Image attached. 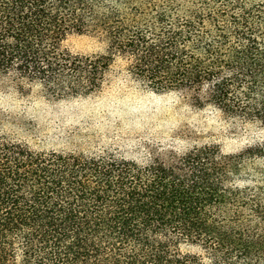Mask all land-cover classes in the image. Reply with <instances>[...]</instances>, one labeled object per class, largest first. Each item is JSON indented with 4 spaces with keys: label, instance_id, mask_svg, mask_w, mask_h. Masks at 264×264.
Returning a JSON list of instances; mask_svg holds the SVG:
<instances>
[{
    "label": "trees",
    "instance_id": "obj_1",
    "mask_svg": "<svg viewBox=\"0 0 264 264\" xmlns=\"http://www.w3.org/2000/svg\"><path fill=\"white\" fill-rule=\"evenodd\" d=\"M89 28L102 53L62 46ZM115 60L264 124V0H0V83L73 96ZM3 121L0 108V264H264V146L158 145L135 161L34 151Z\"/></svg>",
    "mask_w": 264,
    "mask_h": 264
},
{
    "label": "rangeland",
    "instance_id": "obj_2",
    "mask_svg": "<svg viewBox=\"0 0 264 264\" xmlns=\"http://www.w3.org/2000/svg\"><path fill=\"white\" fill-rule=\"evenodd\" d=\"M62 46L82 57L104 48L92 28L68 33ZM0 108L3 129L34 151L108 152L140 161L158 145L184 150L210 143L224 153L264 146V124L196 107L180 91H154L127 73L120 60L107 71L101 89L73 96L50 97L37 87L21 92L0 83ZM252 166L264 170V157Z\"/></svg>",
    "mask_w": 264,
    "mask_h": 264
}]
</instances>
